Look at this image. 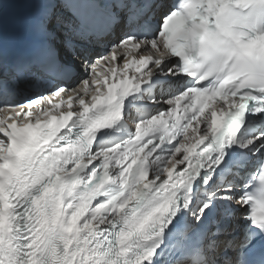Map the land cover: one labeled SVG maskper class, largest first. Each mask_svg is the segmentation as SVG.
<instances>
[{"label":"snow or ice","instance_id":"6c2138e0","mask_svg":"<svg viewBox=\"0 0 264 264\" xmlns=\"http://www.w3.org/2000/svg\"><path fill=\"white\" fill-rule=\"evenodd\" d=\"M0 264H264V0H0Z\"/></svg>","mask_w":264,"mask_h":264}]
</instances>
